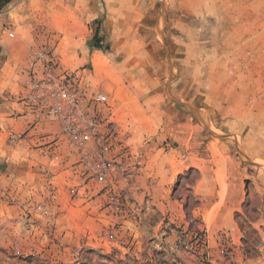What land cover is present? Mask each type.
Listing matches in <instances>:
<instances>
[{
    "label": "rangeland",
    "instance_id": "rangeland-1",
    "mask_svg": "<svg viewBox=\"0 0 264 264\" xmlns=\"http://www.w3.org/2000/svg\"><path fill=\"white\" fill-rule=\"evenodd\" d=\"M0 48V264H264V0H11Z\"/></svg>",
    "mask_w": 264,
    "mask_h": 264
},
{
    "label": "trees",
    "instance_id": "trees-1",
    "mask_svg": "<svg viewBox=\"0 0 264 264\" xmlns=\"http://www.w3.org/2000/svg\"><path fill=\"white\" fill-rule=\"evenodd\" d=\"M11 0H0V6H4L6 5L7 3H9ZM92 40L94 41V43H92V47H95V48H98L100 49V46H99V40L97 38V31H94V34H93V37H92ZM0 52H1V48H0ZM3 164L0 162V170L3 169Z\"/></svg>",
    "mask_w": 264,
    "mask_h": 264
},
{
    "label": "built area",
    "instance_id": "built-area-1",
    "mask_svg": "<svg viewBox=\"0 0 264 264\" xmlns=\"http://www.w3.org/2000/svg\"><path fill=\"white\" fill-rule=\"evenodd\" d=\"M96 98H97V99H100V98H101V94H98V95L96 96ZM66 99H67V100H66L67 105H70V107H72V106H73V103H74V96H73V94H72V93L67 94V95H66ZM56 110L62 111V107H61L60 104L57 105ZM69 112L71 113V111H69Z\"/></svg>",
    "mask_w": 264,
    "mask_h": 264
},
{
    "label": "bare ground",
    "instance_id": "bare-ground-1",
    "mask_svg": "<svg viewBox=\"0 0 264 264\" xmlns=\"http://www.w3.org/2000/svg\"><path fill=\"white\" fill-rule=\"evenodd\" d=\"M59 2V1H58ZM46 26V25H45ZM41 35V34H40Z\"/></svg>",
    "mask_w": 264,
    "mask_h": 264
}]
</instances>
